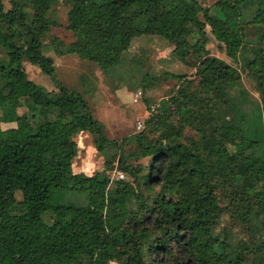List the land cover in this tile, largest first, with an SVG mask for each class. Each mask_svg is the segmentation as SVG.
<instances>
[{"label": "trees", "instance_id": "obj_1", "mask_svg": "<svg viewBox=\"0 0 264 264\" xmlns=\"http://www.w3.org/2000/svg\"><path fill=\"white\" fill-rule=\"evenodd\" d=\"M56 1L8 0L6 9L0 0V124H25L0 128V264H264V47L244 31L259 27L264 39V0H234L227 12L198 0H62L74 41L55 53L104 72L131 67L125 53L142 35L169 41L181 62L208 41L206 27L232 60L248 49L243 68L259 99L235 68L207 53L125 144L107 139L43 52ZM24 60L56 92L29 81ZM23 100L29 110L19 114ZM81 132L97 152L115 150L116 165L74 174ZM113 165L122 179L110 180Z\"/></svg>", "mask_w": 264, "mask_h": 264}, {"label": "rangeland", "instance_id": "obj_2", "mask_svg": "<svg viewBox=\"0 0 264 264\" xmlns=\"http://www.w3.org/2000/svg\"><path fill=\"white\" fill-rule=\"evenodd\" d=\"M202 9L213 8L216 5L223 12H227L234 0H198ZM6 9H9L8 0H3ZM71 5L62 0L53 3L48 11V18L51 24L43 34V52L45 56L51 57L55 64V75L57 80L69 89L81 94L88 105L91 107L94 118L103 124L104 132L108 140L117 141L125 144L126 141L140 132L137 128V122L143 123L153 114L158 113L161 104L165 102L179 87L183 78L192 79L196 72V67L200 59L209 54L226 62L235 68L241 81L248 93L259 99L255 83L249 79L248 73L243 68L244 58L249 57L248 49L241 50L236 60L229 58L223 48L211 35L209 27L205 28L207 35L206 42L199 40L193 48L191 56L181 62L172 56L173 45L158 35H142L132 40L129 49L125 53L129 62V68L124 70H111L104 72L95 64L81 60L78 56L64 54L59 56L55 53V47L68 45L74 41V35L67 29V15ZM197 11V7H196ZM199 12V9H198ZM202 19V13L199 14ZM246 37L252 46L261 45L264 47V39L259 43V27H244ZM249 45V43H248ZM0 56L4 53L0 51ZM23 68L27 79L38 86H42L49 92H56V86L49 76L40 72V70L31 65L28 61H23ZM142 75H147L149 82H140ZM138 82L139 84L137 85ZM140 92L141 96L137 102L133 101L132 95ZM28 104L23 100L18 109L19 114L28 111ZM15 127L23 129V121L11 125L0 124L1 129ZM77 146H80V152L74 159V171L80 169L82 161H85V170L83 174L92 176L94 172L103 169L105 161H115V150L112 154L106 152L104 158L96 152L93 145V138L89 133H77L74 137ZM129 146L126 147V150ZM233 151L232 147H229ZM79 151V150H78ZM77 156H79L77 158ZM149 159L144 158L139 162L143 165L148 164ZM113 165V170L109 172L110 180L113 181L121 173ZM80 169V170H79ZM82 173V172H80ZM125 179H128L124 175ZM71 202L76 203L82 208L87 206L85 199L70 198ZM243 226L237 227L238 232L243 237L248 238L247 231L242 230ZM251 234V232H249ZM3 235V229L0 227V237ZM3 247L0 245V251ZM9 256L6 255L4 263H8ZM109 264H116L114 262Z\"/></svg>", "mask_w": 264, "mask_h": 264}, {"label": "crops", "instance_id": "obj_3", "mask_svg": "<svg viewBox=\"0 0 264 264\" xmlns=\"http://www.w3.org/2000/svg\"><path fill=\"white\" fill-rule=\"evenodd\" d=\"M83 98H84V97H83ZM84 99H85V98H84ZM85 100H86V99H85ZM86 102H87V101H86ZM87 103H88V102H87ZM89 107H90V105H89ZM90 109H91V107H90ZM81 133H86V132H81ZM78 150H79V151H78ZM78 152H80V146H79V145L77 146V153H78ZM96 152H97V151H96ZM97 153H98V154H101V157H100V158L102 159V158H104V156H105V154H106V151H105V152H97ZM109 153L112 154V151H109ZM78 157H79V156H77V158H78ZM75 158H76V157H75ZM82 162H84V163H81V165H80V169H82V171H78V172L76 171V172H75V171H74V160H73V163H72L71 168H72V171H73L74 174H78V173H80V172H82V173L84 172V170H85V161H82ZM80 169H79V170H80Z\"/></svg>", "mask_w": 264, "mask_h": 264}, {"label": "built area", "instance_id": "obj_4", "mask_svg": "<svg viewBox=\"0 0 264 264\" xmlns=\"http://www.w3.org/2000/svg\"><path fill=\"white\" fill-rule=\"evenodd\" d=\"M140 96H141L140 92L134 93L132 95L133 101L137 102L139 100ZM137 128H138V130H141L143 128V123L138 121L137 122ZM117 178L122 179L123 178L122 173H119Z\"/></svg>", "mask_w": 264, "mask_h": 264}]
</instances>
